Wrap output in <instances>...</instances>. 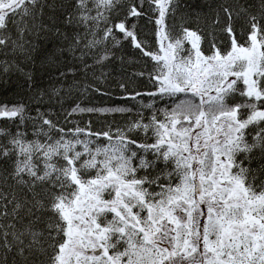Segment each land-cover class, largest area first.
Instances as JSON below:
<instances>
[{"label": "snow or ice", "instance_id": "1", "mask_svg": "<svg viewBox=\"0 0 264 264\" xmlns=\"http://www.w3.org/2000/svg\"><path fill=\"white\" fill-rule=\"evenodd\" d=\"M118 2L70 0L65 22L92 34L89 50L118 30L144 51L126 20L108 26ZM149 3L160 45L144 51L156 63L149 95L171 106L147 123L99 133L77 127L71 138L59 129L53 139L56 126L43 119L28 139L24 105L0 106V118L19 121L14 133L0 128V162L9 165L0 171V219L8 221L0 223V264H264V0L249 16L245 44L229 23L230 49L213 45L211 55L193 30L171 37L166 17L176 0ZM55 7L0 0V53L34 51L35 22ZM142 15L128 7V17ZM107 58L105 50L97 62ZM138 129L154 142L132 139Z\"/></svg>", "mask_w": 264, "mask_h": 264}, {"label": "trees", "instance_id": "2", "mask_svg": "<svg viewBox=\"0 0 264 264\" xmlns=\"http://www.w3.org/2000/svg\"><path fill=\"white\" fill-rule=\"evenodd\" d=\"M47 2L56 7L45 9L42 18L35 22L36 29L28 37L35 50L28 55L10 50L7 55L0 53V106L24 105L26 119L20 130L27 133L28 139L35 138L33 132L43 119L56 126L50 135L58 139L59 129L68 137L72 135L70 130L77 127L93 133L127 129L137 120L147 123L154 112L171 106L170 100H160L148 107L135 102L156 90L150 80L155 61L144 55V51L157 52L160 46L154 22L156 13L149 0H119L108 25L126 20L144 51L118 30L114 31V39L89 50L85 44L92 34L82 25L65 22L71 11L66 8L70 0ZM133 3L143 12L142 16H127L128 7ZM259 3L260 0H176L175 11L166 17L167 29L172 38L181 37L183 28L197 32L205 55H211L213 45L226 52L231 47L232 35L240 44H245L251 30L249 16L258 15ZM225 8L229 9L231 20ZM229 23L232 35L225 30ZM104 27L102 24L97 38L103 35ZM77 37L83 42L76 43ZM185 46L191 44L185 42ZM105 50L108 58L98 63L99 55ZM74 108L93 111L74 112ZM111 109L123 111H107ZM17 124L19 121L0 118V128L13 133ZM130 136L139 143L154 142L153 137L140 133ZM8 166L7 161L0 162V171ZM2 187L9 189V184ZM7 222L0 219V223Z\"/></svg>", "mask_w": 264, "mask_h": 264}, {"label": "rangeland", "instance_id": "3", "mask_svg": "<svg viewBox=\"0 0 264 264\" xmlns=\"http://www.w3.org/2000/svg\"><path fill=\"white\" fill-rule=\"evenodd\" d=\"M173 39H176V38H173ZM185 48H191V46H185ZM155 67H156V63L154 64V70H155ZM136 99V98H135ZM160 100H169L168 98H164V99H161L160 97H159V95H157V96H151V95H146V96H144L143 98H138V99H136V103L137 104H139L140 106H143V107H148V106H150L151 104H153L154 102H158V101H160ZM137 133H140V134H142V135H144V136H150L149 138H151L152 136H151V133H149V134H145V132L142 130V129H138V130H136V131H133L132 133H130V134H137ZM68 138H71V136L70 137H68ZM81 138H83V136L81 135ZM90 139H93L94 141H96V142H98L99 144H106L108 141L105 139V138H97V137H95V136H93V137H90ZM135 150V149H134ZM141 154H143V153H141ZM149 158H151V156H149ZM158 168L160 169V168H163L164 167V165H163V163H158ZM158 169V170H159ZM93 175H94V173H93ZM105 198H110V197H108V196H106ZM111 217L109 216V219H110Z\"/></svg>", "mask_w": 264, "mask_h": 264}]
</instances>
